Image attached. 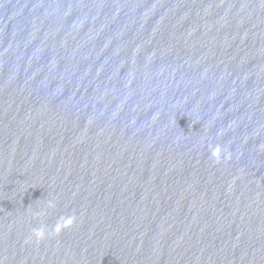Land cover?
Masks as SVG:
<instances>
[{"label":"water","instance_id":"95a60500","mask_svg":"<svg viewBox=\"0 0 264 264\" xmlns=\"http://www.w3.org/2000/svg\"><path fill=\"white\" fill-rule=\"evenodd\" d=\"M0 264H264V0H0Z\"/></svg>","mask_w":264,"mask_h":264}]
</instances>
